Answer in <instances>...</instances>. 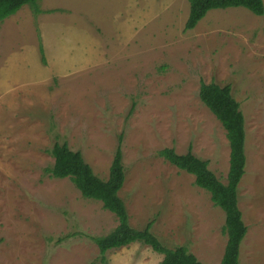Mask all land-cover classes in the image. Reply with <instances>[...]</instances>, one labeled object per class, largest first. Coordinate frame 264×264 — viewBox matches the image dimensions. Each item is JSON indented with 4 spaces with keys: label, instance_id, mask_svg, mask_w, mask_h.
I'll return each mask as SVG.
<instances>
[{
    "label": "rangeland",
    "instance_id": "374dc122",
    "mask_svg": "<svg viewBox=\"0 0 264 264\" xmlns=\"http://www.w3.org/2000/svg\"><path fill=\"white\" fill-rule=\"evenodd\" d=\"M0 24V264H162L142 243L102 256L93 237L118 225L50 150L67 143L108 180L119 146V196L130 225L202 264H221L225 212L195 176L159 152L209 161L227 183L226 131L200 99L202 82L231 85L246 120L239 208L241 264H264V16L213 10L186 30L188 0H38ZM123 138L122 142L120 141Z\"/></svg>",
    "mask_w": 264,
    "mask_h": 264
},
{
    "label": "trees",
    "instance_id": "16d2710c",
    "mask_svg": "<svg viewBox=\"0 0 264 264\" xmlns=\"http://www.w3.org/2000/svg\"><path fill=\"white\" fill-rule=\"evenodd\" d=\"M37 1L0 0V24L16 15L25 6H30L39 14ZM188 2L190 12L185 26L188 31L194 30L213 10L245 8L257 16H264V0H188ZM200 99L226 131L231 148L227 183H223L210 170L209 161L193 154L192 147L187 154H178L174 148H166L161 150L159 155L178 169L194 175L196 186L210 193L214 205L225 212L223 232L227 236V243L221 264H241V245L248 232L238 200V188L245 174L247 162L246 120L240 102L232 94L231 85L220 86L215 82L210 84L202 82ZM122 140L123 138L120 141ZM50 154L55 160L53 167L47 169L52 178H69L82 197L101 202L105 210L116 216L118 225L114 230L106 236L92 238L102 256L110 250L142 243L163 255L162 264H202L185 246L174 249L164 246L152 233L153 223H149L144 230L131 227L126 204L119 196L126 179L121 146L115 153L108 180L98 177L86 163L82 153L71 150L67 143H56Z\"/></svg>",
    "mask_w": 264,
    "mask_h": 264
}]
</instances>
